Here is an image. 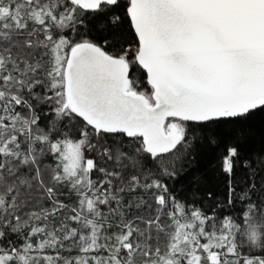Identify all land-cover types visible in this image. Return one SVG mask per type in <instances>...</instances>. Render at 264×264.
Here are the masks:
<instances>
[{
	"label": "snow or ice",
	"instance_id": "6c2138e0",
	"mask_svg": "<svg viewBox=\"0 0 264 264\" xmlns=\"http://www.w3.org/2000/svg\"><path fill=\"white\" fill-rule=\"evenodd\" d=\"M257 109L264 0H0V264H264V180L238 147L220 170L239 217L166 182Z\"/></svg>",
	"mask_w": 264,
	"mask_h": 264
},
{
	"label": "trees",
	"instance_id": "16d2710c",
	"mask_svg": "<svg viewBox=\"0 0 264 264\" xmlns=\"http://www.w3.org/2000/svg\"><path fill=\"white\" fill-rule=\"evenodd\" d=\"M93 35H97L96 29H93ZM120 35L129 42L134 39L126 25ZM134 75L141 82V88H147L144 71L137 67ZM41 107L43 111H40ZM37 111L41 117V126H44L51 115L50 108L38 106ZM209 135L215 143L209 142ZM230 146L238 147L243 158L255 162L256 175L253 179L257 182L259 192L261 181L264 180V165L259 163L261 157H264V109L236 120L217 121L205 128L203 138L193 145L191 154L177 162L175 177L166 178L169 191L178 200L194 204L209 214L214 210L218 219L227 215L239 217L243 204L235 200L231 206L227 204V177L220 170L221 157ZM249 175V170L238 167L234 182H240ZM239 190L237 187V192ZM209 192L212 198L208 197Z\"/></svg>",
	"mask_w": 264,
	"mask_h": 264
},
{
	"label": "water",
	"instance_id": "95a60500",
	"mask_svg": "<svg viewBox=\"0 0 264 264\" xmlns=\"http://www.w3.org/2000/svg\"><path fill=\"white\" fill-rule=\"evenodd\" d=\"M257 110H259V109H257ZM256 111V110H255Z\"/></svg>",
	"mask_w": 264,
	"mask_h": 264
}]
</instances>
